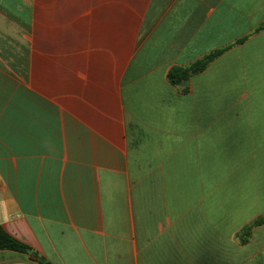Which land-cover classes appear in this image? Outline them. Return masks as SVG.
I'll use <instances>...</instances> for the list:
<instances>
[{
    "label": "crops",
    "instance_id": "0c3cea01",
    "mask_svg": "<svg viewBox=\"0 0 264 264\" xmlns=\"http://www.w3.org/2000/svg\"><path fill=\"white\" fill-rule=\"evenodd\" d=\"M263 23L264 0H0L4 229L52 264H264V221L243 240L264 216Z\"/></svg>",
    "mask_w": 264,
    "mask_h": 264
},
{
    "label": "trees",
    "instance_id": "16d2710c",
    "mask_svg": "<svg viewBox=\"0 0 264 264\" xmlns=\"http://www.w3.org/2000/svg\"><path fill=\"white\" fill-rule=\"evenodd\" d=\"M264 28V23L256 28V31H259ZM245 40H238L235 44H239ZM233 45H228L223 48L212 50L201 58L196 59L191 64L187 66L176 65L173 66L168 72V80L171 84L179 86L182 84H187L193 75L202 73L205 71L211 64L214 62L219 56H221L228 49L232 48ZM264 221V216L256 219L252 225L248 226L243 235V240L248 239L251 235L252 227L258 225ZM9 249L14 251H19L23 253L30 254L32 252V248L28 246L26 243L16 239L10 233H8L2 224L0 223V250ZM33 260H36L40 264H52L46 258L37 256L32 257Z\"/></svg>",
    "mask_w": 264,
    "mask_h": 264
},
{
    "label": "water",
    "instance_id": "95a60500",
    "mask_svg": "<svg viewBox=\"0 0 264 264\" xmlns=\"http://www.w3.org/2000/svg\"><path fill=\"white\" fill-rule=\"evenodd\" d=\"M31 256H32V257H36L37 254H36L35 252H32V253H31Z\"/></svg>",
    "mask_w": 264,
    "mask_h": 264
}]
</instances>
